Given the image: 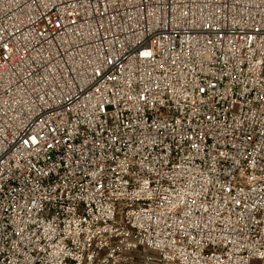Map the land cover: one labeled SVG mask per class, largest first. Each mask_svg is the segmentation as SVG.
I'll return each mask as SVG.
<instances>
[{
  "label": "built area",
  "instance_id": "obj_1",
  "mask_svg": "<svg viewBox=\"0 0 264 264\" xmlns=\"http://www.w3.org/2000/svg\"><path fill=\"white\" fill-rule=\"evenodd\" d=\"M0 264H264V0H0Z\"/></svg>",
  "mask_w": 264,
  "mask_h": 264
}]
</instances>
